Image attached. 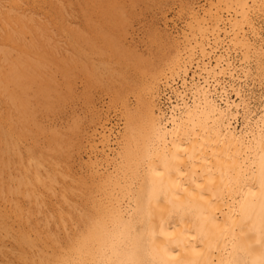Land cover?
Listing matches in <instances>:
<instances>
[{
  "label": "bare ground",
  "instance_id": "1",
  "mask_svg": "<svg viewBox=\"0 0 264 264\" xmlns=\"http://www.w3.org/2000/svg\"><path fill=\"white\" fill-rule=\"evenodd\" d=\"M82 1L87 6V29L69 32L76 57L86 58L83 50L104 54L97 46L100 41L122 58L114 33L124 25L126 0ZM2 11L0 38L11 48L5 47L9 50H1L0 55V196L10 194L17 202L14 216L0 207V238H5L14 229L8 220H17L20 227L29 221L20 198L30 197V205L42 208L40 193L33 194L31 188L43 185V191L54 193L60 185L56 171L43 174V153L29 151L24 165L19 152L23 139L34 138L31 125H36L38 114L53 110L63 97L54 73L68 78L80 69L92 79L96 70L91 75L90 66L79 65L73 56L57 59L51 40L40 41L44 26H31L11 8ZM187 11L181 31L168 36L170 58L147 85L146 93L137 97L138 108L132 111L128 102L124 128L114 134L99 123L88 134L84 161H89L90 174L97 180L93 183L98 182L103 199H91L94 210L87 213L86 208V214L78 216L84 229L74 239L65 237L67 252L54 259L44 255L48 252L42 248L49 241L56 244L52 235H47L46 243L38 236L39 230L34 237L18 232L12 242L20 248L16 251L21 261H28L24 251L29 248L47 264H264V0H206L203 5L190 0ZM94 12L102 21L93 26ZM27 34L35 39L27 43ZM65 146L69 142L52 133L48 149L56 159ZM16 165L19 175L5 182V174L10 176L8 170ZM1 253L5 254L2 248Z\"/></svg>",
  "mask_w": 264,
  "mask_h": 264
},
{
  "label": "rangeland",
  "instance_id": "2",
  "mask_svg": "<svg viewBox=\"0 0 264 264\" xmlns=\"http://www.w3.org/2000/svg\"><path fill=\"white\" fill-rule=\"evenodd\" d=\"M4 1L5 0H0V5H3L2 8L0 9L1 11L3 10L2 12H5V11L9 12L10 8H11L12 13L14 10V13L16 12L17 14L16 13L15 14L18 15V17L22 16L21 18H23V19L25 18L24 20L27 21L28 24L30 23L31 26L38 27V28H39V26H41V27L44 26L46 28V30H48V32H46V30H45V32H43L44 37L41 36L42 40H40V41L45 42L47 44V43H49L48 41L51 40L49 45L51 46V48H54L53 49L55 51L54 54L57 57V59L63 60L66 57L73 56V58H75V59L77 58L76 60H78L79 65L82 63L84 65L90 66V67H88L89 68L88 71H89V73H91V75L94 74V73H92L93 69L96 70V72H97V73L95 72L92 79H90V78H88L87 75H84L85 73H83V71H81L80 69H76L75 71H73L69 75L68 78L62 76V74H60L59 71H56L54 73L55 74L54 75L55 80L59 85V88H58L59 91H61V93H63V97H61L62 98L61 101H59L58 103H55L53 110H50V111H44L43 110L38 114V116L36 117V121H35L36 125L35 126L31 125V129H32L31 131H32V134H34L33 135L34 138L29 137V139H23L22 140L23 143L21 141L19 144V152L21 153L20 157L23 160V162L25 159H27L28 152L33 150V149L36 152L40 151L41 153H43L44 154L43 156L45 157V160H46V162H45L46 167H43L45 169L42 168L44 170L43 174H46V172L49 173V171L52 173L54 171H56L60 185L55 186L54 193L52 191H49L46 187L45 188L47 189V192H46V190L43 191V187H44L43 185L42 186L41 185H35L33 187L32 186L29 187V188L32 187L31 190H32L33 194L36 192L35 195L39 196V193H40V195L42 196V197L41 196L39 197V199H41V201H43V202H41L42 208H41V205L36 204L38 207L37 206L33 207V205H30V202H31L30 197L29 198L25 197V198L19 199V200H21L19 203L23 208L22 209L23 215L25 217H29V221H26V223L24 222L25 225L23 224L21 226L23 228V230H22V228L18 224L19 222L17 220L16 221L14 219H13V221H12V219L8 220V223H10V225H12L14 229H13V234L10 235L9 237H5V238L1 237L0 238V254H1L0 255V264H33V263L34 264H36V263L47 264L46 262L42 263L38 259L39 256H41L40 253L37 254L36 253L37 251L35 249L31 250L29 248H25V251H24L25 252L24 256H26V258H29L28 261L26 263L21 261L18 257V255H19L18 252L20 251L19 250L20 248L17 246L18 245V244H16L17 242L16 243L14 242V241H16V239L14 237L20 231H25L28 235H30L31 237H34L35 232H38L37 230H39V232L42 236L41 235H38V236L41 237V239L44 237L42 239V240H45L44 242L48 243L49 240L45 239L48 234H49V236L52 235V237L57 239L56 244H50V241H49L48 245L45 244L46 247L48 246L47 248L44 247L42 244L43 242H41V244L43 246L42 247L43 250L48 252V255L47 254H44V255H46L48 257L52 256L51 258L54 259L55 255H56V257H58V256H64L66 254L67 249H66L65 244H66L67 239H65V237L66 238L70 237L69 238L70 240L76 238L77 237L76 235H78V233H81V231L84 229V227H83L84 224L82 225V221L80 220L79 217L83 216V214H86L85 213L86 208H87V211H86L87 213H89V211L91 212L92 210H94L93 207H95V206H94V203L92 202L94 200L91 201V199H95L96 201H97V199L98 200H100L101 198L103 199L102 189H101V195H100V192H98V191H100L99 187L96 185L98 182H96V184H94L95 183L94 181H97V180H94V176L92 175V173L90 174V164H89V161L87 160L89 149H88V145L86 143V140L88 139V136L90 135L91 130L96 125H98L99 123H102L106 130L111 129L114 134H116L117 131H120L122 127L124 128V126H125L124 122L126 121V117L128 115L126 107L130 103L129 105L132 104L131 105L132 111H134L138 108L136 99L142 97V94L144 95L146 93L145 91L147 89V85H149L150 82L153 81L157 77L158 70L159 69L161 70V68L163 67L165 62L168 60V57L170 58V56L172 54V48L170 46L171 44H169V43H171V40L168 38V36L170 33H174V35H175L176 32L181 31L180 28L184 27V20L187 16L186 15L188 12L187 8H188V3L190 2V0H146V1L145 0H136V2H134V3L126 0L123 4V7H124V14L123 15H125V16H123L124 25L120 24L119 27L117 26L115 28V33H114V37L116 38L117 42H119L118 43L119 49L121 51H123L122 52V54H123L122 58L119 56V54L113 55L112 52L108 51L106 46L103 43H101L100 41L97 42V46L99 48L103 49V52H104V54H102L103 56L97 55L98 53H95V52L91 53V52H89V50H87V51L83 50V51H85L84 54L87 57L86 58L76 57V54L73 51L74 50L72 47L73 43L71 42V36H70L69 32L72 30H77V31L80 30L83 32L85 29H87L88 23H87L86 19L84 18V15H85L84 14V12H85L84 8L87 9V6L84 5L82 0H30V1L29 0H26V1L25 0H22V1L21 0H18V1L13 0V2H15V3L12 2V4H11V1L8 0V2L7 1L5 2V4L7 3L6 5L8 7L6 5H4ZM35 1H37V2H35ZM193 1H195L198 5H203L206 2V0H193ZM19 2H21V4ZM136 3H138V4H136ZM9 4H11V5L9 6ZM16 4L18 6H16ZM22 4H24V5L22 6ZM24 6H25V8H24ZM17 7L20 10L17 9ZM6 8H7V10H6ZM78 8H79V10H78ZM17 10H19V11H17ZM36 10L37 11L39 10V11L37 12ZM63 10L66 12L65 15H64L65 12ZM30 12H31V14H29ZM52 13H54V14H52ZM21 14H23V15H21ZM26 14L27 15L29 14V15L27 16ZM35 14H36V17H38V18H36L34 16ZM93 14H94V15H92L93 26L99 25L102 20L99 19V17H98L99 15L95 16L96 15L95 12ZM39 20H41V21H39ZM47 22H49V23H47ZM263 22H264V20H263ZM121 26H122V28H121ZM261 26L264 28V23ZM61 28H63V29H61ZM122 29L124 32L122 31ZM173 30H175V31H173ZM62 31L65 33H63ZM262 32H263V36H264V30ZM1 33H2V31H0V34ZM45 34H47L46 38H45ZM31 35L30 34L26 35L25 40H27L26 41L27 43L31 42L32 39H35V36H33V35L31 36ZM120 39H121V41H120ZM121 42H123V44ZM164 43H166V44H164ZM57 46H59V47H57ZM101 46H103V47H101ZM128 46H129V48H128ZM5 47H8L9 49L11 48V46H9V44L3 42V40L0 38V55H1V50H3V49L9 50ZM12 53L15 54V52H12ZM88 54L90 55V57H88L89 56ZM110 54H112V55H110ZM106 57H109V58H106ZM0 58H1V56H0ZM102 60H105V63ZM100 61H102V63ZM106 61L108 62V65H107ZM122 63H123V65H122ZM104 64H106V65L104 66ZM125 64H126V67L124 66ZM99 66L103 69H100ZM123 68H124V70L125 69L126 70L125 71L122 70ZM108 70H109V73H108ZM117 70L118 71L120 70L119 71L120 74L118 73ZM111 71H113V72H111ZM128 71H129V73H128ZM115 73H117V74H115ZM121 73H122V75H121ZM99 74H101L102 77ZM116 75H118V76H116ZM93 78H95V79H93ZM125 79H127V80H125ZM107 80H109V82ZM124 81H126V82H124ZM67 89L69 90L70 93L68 92ZM131 97L134 99V101H133V99H131ZM254 97L255 98L259 97L258 91H256V94ZM129 99H131V100H129ZM134 104L136 106H134ZM60 105H62V106H60ZM253 105L254 104L252 103L251 106H253ZM163 108H165V107H163ZM2 111H3V109L0 108V118L2 117L1 116ZM52 111L54 113H50ZM49 115H51V116H49ZM77 123L79 124V126H77L78 125ZM39 126L42 130L38 129ZM98 127H99V125H98ZM66 131H68V132H66ZM52 133H56V134L62 136V138H64L65 142H67V143L69 142V147L68 146L63 147L62 150L60 151L61 156H60V158L58 157L57 159L54 155V152H51V151H49L50 149H48L49 143H50V136L52 135ZM72 133L74 135H72ZM85 137H86V139H85ZM26 142H28V143H26ZM29 142L32 144H30ZM69 154H71V155H69ZM85 155H86V157H84ZM68 157H70V158H68ZM84 158H87V159H85L86 163L84 161ZM82 161L84 162V164ZM26 162H27V160L24 162V165H26ZM70 162H71V164H70ZM59 169L61 171H58ZM83 170L85 171L84 174L82 172ZM88 171H89V173H88ZM41 172H43V171H41ZM11 173H13V174H11ZM6 174L4 176V178H6L4 180L5 182L8 183V181H10L9 179H12V178L16 179L15 177H17L19 175L17 165L14 167L11 166V168L8 170V174L10 176H8ZM63 174H65V175L63 176ZM66 175H68L67 178H65ZM59 176H61L62 178L64 177L65 179L62 180V178ZM88 176H90L91 178ZM92 176H93V178H92ZM76 177H77V179H76ZM86 177H88V178H86ZM78 178H80L82 181ZM72 180H73V182H72L73 184L71 183ZM67 181H69V182H67ZM92 184H93V186H92ZM80 185H81V187H80ZM39 186L42 190L39 188ZM56 187L58 188V190ZM86 187H87V189H86ZM97 187H98V189L96 190ZM66 188L68 190H65ZM88 188H93V189L89 190ZM85 189H86V192H85ZM73 191L74 192L76 191L78 193L75 192V195H74ZM80 191L84 195V198H87L88 201H87V199L85 200L83 197L81 198ZM79 193H80V195H79ZM86 193H88L89 196L86 195ZM77 194L79 197L77 196V198L76 197L74 198V196H76ZM98 194H99L100 198H98L99 197ZM51 196H53L52 200H51ZM85 196H87V197H85ZM80 198H81V200H80ZM15 199L16 198L11 196L10 194L9 195L8 194H4V195L1 194V196H0V207H1V209L5 210L6 212L9 211L8 213L11 212L10 213L11 216H14V214H12V210L14 209L15 204H17V202L13 201ZM86 201H87V203H86ZM82 202L84 205L86 204L85 205L86 207L82 204ZM88 204H89V207L91 206V210L89 207H87ZM8 205H10V206H8ZM37 208L41 212V214L39 216L37 215V210H36ZM83 208H84V211L82 210ZM78 211H79V213H78ZM75 216H76V218H73ZM33 217H34V219H33ZM14 222L15 223L18 222L17 225ZM27 224L30 226H28ZM54 224H55V226H54ZM38 226L40 228H38ZM80 226H82V227L80 228ZM47 230H49V231L47 232ZM66 230H67V233H65ZM39 232L37 234H39ZM50 232H52V233H50ZM64 233L66 234V236ZM62 239H64V240H62ZM9 240H10V242H12V240H14L13 242L15 244L13 242L9 243L8 242ZM12 246H14V247H12ZM11 247H12V249L13 248H15V249L12 250ZM1 248L3 249L5 254L1 253ZM6 249H8V251ZM16 249L18 250V252L16 251ZM11 250L13 252H11ZM37 250H39V249H37ZM31 253H33V254H31ZM16 254H17V256H16ZM32 258H33V260H32ZM36 258H37V260H36ZM53 259H51V260H53ZM33 261H35L36 263Z\"/></svg>",
  "mask_w": 264,
  "mask_h": 264
}]
</instances>
